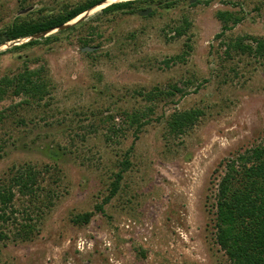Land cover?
I'll use <instances>...</instances> for the list:
<instances>
[{"label": "rangeland", "instance_id": "374dc122", "mask_svg": "<svg viewBox=\"0 0 264 264\" xmlns=\"http://www.w3.org/2000/svg\"><path fill=\"white\" fill-rule=\"evenodd\" d=\"M83 1L0 0V31ZM115 1L34 44L0 43V78L41 66L47 82L40 100H0V179L23 163L60 175L58 198L33 214L32 239H15L0 220V264H229L214 241L213 184L224 161L263 141L264 55L228 47L264 41V0H149L102 12ZM218 10L243 18L222 31ZM86 41L97 48L82 50ZM191 109L194 123L172 132L173 112ZM90 211L88 223L74 220Z\"/></svg>", "mask_w": 264, "mask_h": 264}, {"label": "trees", "instance_id": "16d2710c", "mask_svg": "<svg viewBox=\"0 0 264 264\" xmlns=\"http://www.w3.org/2000/svg\"><path fill=\"white\" fill-rule=\"evenodd\" d=\"M103 1L85 0L35 21L15 19L0 31V43L58 27ZM146 1L149 0L117 1L103 7L102 12L133 9L135 5ZM164 1L165 6L175 2ZM216 16L222 22V31L232 28L243 18L241 13L231 10H218ZM188 26L189 22L184 19L180 26L173 28V32L180 36ZM73 27L75 26L69 29ZM220 36L218 33L217 37ZM251 39L256 42L255 47L242 43L240 39L230 43L228 49L264 55V41L254 37ZM36 42L37 39H30L24 44ZM84 43L85 46H89L87 41ZM41 72H43L41 66L35 68L25 66L16 75L1 77L0 100L9 95L24 97V100L42 99L47 91V82L40 75ZM198 112L195 109L173 112L169 122L170 130L176 133L183 132L194 123ZM6 116V111L0 110V126ZM135 122H138L137 119ZM128 166L129 159L126 155L114 174L109 194L104 202L115 195L123 172ZM53 169L55 168L46 165L23 163L12 166L0 179V220L12 225L15 239H32L39 231L33 214L39 216L44 211L40 206H52V202L58 198L52 185L60 181V175L55 174ZM222 169L213 184L214 241L224 252L229 264H264V138L262 142L224 161ZM16 200L20 203H16ZM97 209L103 210L102 205ZM91 216V211L85 212L77 215L74 220L88 223Z\"/></svg>", "mask_w": 264, "mask_h": 264}, {"label": "water", "instance_id": "95a60500", "mask_svg": "<svg viewBox=\"0 0 264 264\" xmlns=\"http://www.w3.org/2000/svg\"><path fill=\"white\" fill-rule=\"evenodd\" d=\"M105 1V0H104ZM91 9V8H90ZM90 9H88V10H90ZM88 10H86V12L88 11ZM150 8H146V9H144V10H141L140 12H139V14L140 15H145V14H147V13H149L150 12ZM79 20V19H78ZM76 22V21H75ZM70 24H72V23H68V22H66V23H64V24H62V25H60V26H58V27H55V28H53V30H58V29H62V28H65V27H67L68 25H70ZM50 30H52V29H50ZM50 30H46V31H43V32H40V33H37V34H34V35H32V36H27V38H29L28 40H30V39H34L36 36H38V35H44V34H46L47 32H50ZM97 47L96 46H85V47H83L82 48V50H88V51H92V50H95Z\"/></svg>", "mask_w": 264, "mask_h": 264}, {"label": "bare ground", "instance_id": "6f19581e", "mask_svg": "<svg viewBox=\"0 0 264 264\" xmlns=\"http://www.w3.org/2000/svg\"><path fill=\"white\" fill-rule=\"evenodd\" d=\"M107 1H109V0H105V1H103V2H101V3H99V4H97V5H95V6H93L92 8H95V7H97L98 5H100V4H102V3H104V2H107ZM121 1H124V0H121ZM115 2H117V1H115ZM91 8V9H92ZM86 11H84L83 13H81V14H79L77 17H75L74 19H72V20H70V21H68V23H71V22H75V21H77L84 13H85Z\"/></svg>", "mask_w": 264, "mask_h": 264}]
</instances>
